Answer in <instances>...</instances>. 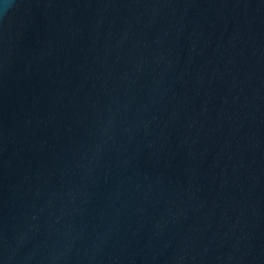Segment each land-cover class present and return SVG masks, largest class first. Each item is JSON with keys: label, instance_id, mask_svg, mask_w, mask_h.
I'll list each match as a JSON object with an SVG mask.
<instances>
[{"label": "water", "instance_id": "1", "mask_svg": "<svg viewBox=\"0 0 264 264\" xmlns=\"http://www.w3.org/2000/svg\"><path fill=\"white\" fill-rule=\"evenodd\" d=\"M0 264H264V0H13Z\"/></svg>", "mask_w": 264, "mask_h": 264}, {"label": "clouds", "instance_id": "2", "mask_svg": "<svg viewBox=\"0 0 264 264\" xmlns=\"http://www.w3.org/2000/svg\"><path fill=\"white\" fill-rule=\"evenodd\" d=\"M13 0H0V15L7 14L12 8Z\"/></svg>", "mask_w": 264, "mask_h": 264}]
</instances>
